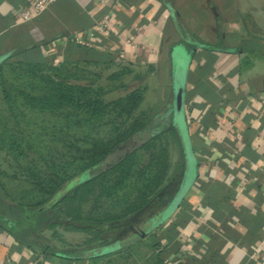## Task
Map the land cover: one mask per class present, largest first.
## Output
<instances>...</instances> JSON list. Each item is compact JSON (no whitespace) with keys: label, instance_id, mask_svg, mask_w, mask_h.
I'll return each mask as SVG.
<instances>
[{"label":"crops","instance_id":"crops-1","mask_svg":"<svg viewBox=\"0 0 264 264\" xmlns=\"http://www.w3.org/2000/svg\"><path fill=\"white\" fill-rule=\"evenodd\" d=\"M29 1L0 0V53L18 50L15 61L100 62L123 52L118 62L166 74L170 97L174 58L185 53L184 116L195 179L164 224L174 236L161 238L162 244L186 264H264V38L249 33L254 6L240 0H124L117 6L114 0H56L21 21L16 13ZM106 13L110 28L94 30ZM0 264L87 261L48 255L0 226Z\"/></svg>","mask_w":264,"mask_h":264},{"label":"trees","instance_id":"trees-1","mask_svg":"<svg viewBox=\"0 0 264 264\" xmlns=\"http://www.w3.org/2000/svg\"><path fill=\"white\" fill-rule=\"evenodd\" d=\"M16 51L0 53L3 96L11 107L20 102L30 110L58 116L61 132L86 125L108 127L110 132L106 139H97L91 149L81 151L78 148L82 153L78 159L82 163L74 170L68 166L61 167L62 172L55 170L57 167L53 163L48 164L44 156L42 158L54 172V177H42L37 161L25 166V176L32 187L27 194L28 200L9 204L0 194V226L20 243L68 261H88L110 255L120 247H131L141 235L123 245L116 243L101 247L91 252L94 256L54 250L36 242L34 235L44 226L52 229L57 220H67L71 225L78 224L81 231L92 234L87 244H103L102 235L106 231L113 230L119 221L146 208L161 190L170 168L169 144H177L185 155L177 127L172 123L168 128L157 130L156 126L162 128L163 124H158L153 115L141 109L144 86L131 88L123 82L121 79L131 74L133 69L130 65L123 66L115 57L108 56L100 62L64 60L53 65L45 61H15L12 54ZM113 64L122 67L104 78L100 72L91 70ZM146 71L153 73L154 68L148 66ZM7 72L9 75L4 80ZM141 78V75L136 76V79ZM102 79L105 84H102ZM115 92L119 94L110 98L109 95ZM188 123L190 125V121ZM131 141L140 142L106 164L114 152ZM189 148L194 156L191 145ZM129 180L142 182L134 196L131 192L124 194ZM1 191L5 196H11L0 180ZM121 194L124 195L120 199ZM90 200L92 204L85 209ZM107 200L113 202L111 207H103ZM180 205L183 206V198L177 208ZM171 232L165 230L164 225L158 230L154 245L159 249L157 259L160 264H186L171 258V249L162 244L161 238L172 239L174 231ZM115 253L122 254L120 251Z\"/></svg>","mask_w":264,"mask_h":264},{"label":"rangeland","instance_id":"rangeland-1","mask_svg":"<svg viewBox=\"0 0 264 264\" xmlns=\"http://www.w3.org/2000/svg\"><path fill=\"white\" fill-rule=\"evenodd\" d=\"M240 2L243 7L249 4L254 6L251 8L253 20L249 27V33L264 38V0H240ZM184 58L185 53L181 51L174 58L175 65L178 61L183 62ZM184 62L180 69L175 67L173 73L175 79L182 81L186 79L187 66ZM120 67L122 66L113 64L109 67L99 66L91 68V70L96 73L100 72L102 78H104ZM132 69L133 72L121 80L128 83L131 88L144 86V100L141 109L153 115L158 120V124H163L162 128L157 125V130L168 128L172 125V95L167 97L165 94V84L168 81L166 74L157 76L153 73H148L146 67H132ZM8 75L9 72L6 73L3 79L6 80ZM139 75L142 78L136 79V76ZM101 82L105 84L103 79ZM1 83L2 79L0 78V172L2 173L0 174V180L4 183L11 196H5L3 191L0 194L9 204H13L16 201L27 202V194L31 192L32 187L25 176V166L33 165L32 161H37L42 177L55 176L47 163H53L52 165L57 167L55 170L57 169L60 172H62L60 170L61 167L66 166L70 170H74L82 163V160L78 159V156L82 155L78 148L81 151L91 149L97 139H106L110 131L108 127L86 125L81 128L64 129L61 132L59 130L60 123L58 119L60 120V118L58 116L30 110L25 108L20 102L11 107L7 103L5 96H3ZM118 94V92H115L110 94L109 97L114 98ZM9 98H12V96L10 95ZM54 126L56 129H54ZM179 126L181 132L185 133L188 130L187 120L183 119V123L179 124ZM139 142L131 141L121 146L107 159L106 164L108 165L121 153L135 147ZM168 150L170 168L161 190L150 200L146 208L131 215L126 220L119 221L113 230L106 231L102 235L105 240L103 244L100 242L87 244V240L92 234L81 231L77 227L79 226L78 224L73 223L71 225L67 220H57L52 229H47L45 226L42 227L34 235L36 242L57 251L71 254L83 252L85 256H88L93 255L91 252H96L106 245L129 243L131 240L136 239L139 234L142 237L138 240L136 239L135 244L131 247H120L115 251L113 250L110 255H101L98 258L88 260L87 264H160L157 259V251L159 249L154 248L157 242L156 234L161 226L173 215L175 212L174 204L180 202L195 179L194 156L189 148L190 156L188 158L189 165L185 185L175 203L167 212L169 217H165L163 214L179 191L186 167L185 155L181 147L171 142ZM42 156L46 157L47 163ZM141 184V180H129L128 190L123 193L126 195L131 192V195L134 196L136 189ZM124 194L120 195V199ZM90 204H92L91 200L84 208L87 209ZM112 204L113 202L107 200L104 202L103 207H107V205L111 207ZM118 251L122 252V254L117 255L115 252Z\"/></svg>","mask_w":264,"mask_h":264},{"label":"water","instance_id":"water-1","mask_svg":"<svg viewBox=\"0 0 264 264\" xmlns=\"http://www.w3.org/2000/svg\"><path fill=\"white\" fill-rule=\"evenodd\" d=\"M182 65L183 64L178 61L175 65V67H176V69L177 68L180 69L182 67ZM175 67H174V70H175ZM184 89H185L184 88V80L182 81V80H179L177 78L175 79L173 76V84L171 87V90H172V123L177 127V129L180 133L182 142H183L186 167H185V171L183 174V180H182L181 186L179 188V191L175 195L173 200L170 202V206L165 210V212L163 214L165 217H169V215H168L169 213H167V212L170 210L172 205L175 203L176 199L180 195V192H181L183 186L185 185L186 173H187L188 165H189V163H188L189 159L188 158L190 156V152H189L188 146L190 145L189 144L190 142H189L188 130L185 133L181 132L180 126H179V124L183 123V119H185V116H184ZM183 197H184V195H183ZM178 204L179 203H177V202L174 204L175 210H176Z\"/></svg>","mask_w":264,"mask_h":264},{"label":"built area","instance_id":"built-area-1","mask_svg":"<svg viewBox=\"0 0 264 264\" xmlns=\"http://www.w3.org/2000/svg\"><path fill=\"white\" fill-rule=\"evenodd\" d=\"M56 0H30L28 5L22 9H20L16 15L19 20L21 21H27L32 18H35L38 16L43 10H45L49 5L54 3ZM124 0H114L113 6H117L121 4ZM110 20V14L106 13L102 16V18L96 23L94 30H108L110 27L109 25ZM94 30L90 32V36L94 35ZM74 41L77 44L82 43V40L75 36ZM113 56L116 60L123 61L125 58V55L123 52L114 53ZM260 101L264 104V94L260 96Z\"/></svg>","mask_w":264,"mask_h":264}]
</instances>
